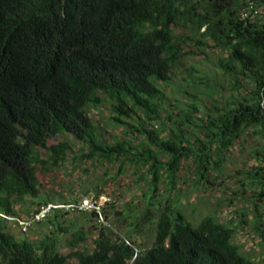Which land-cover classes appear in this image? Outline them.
Masks as SVG:
<instances>
[{"label":"trees","instance_id":"obj_1","mask_svg":"<svg viewBox=\"0 0 264 264\" xmlns=\"http://www.w3.org/2000/svg\"><path fill=\"white\" fill-rule=\"evenodd\" d=\"M189 46L222 51L214 65L230 92L210 106L197 93L209 75L192 63L175 88L185 99L166 94L174 66L195 54ZM107 100L109 122L126 134L105 138L90 116L87 107ZM246 134L261 145L239 182L255 190L227 203L241 197L244 209L227 220L219 201L192 222L180 208L185 173L214 185ZM69 159L138 174L145 208L109 197L104 222L95 209L55 207L28 227H42L37 239L8 232L22 218L13 203L40 194L38 172ZM105 180L86 192L98 197ZM111 212L129 223L114 229ZM248 226L263 253L264 0H0V264H263L238 241ZM147 230L148 246L139 242Z\"/></svg>","mask_w":264,"mask_h":264},{"label":"rangeland","instance_id":"obj_2","mask_svg":"<svg viewBox=\"0 0 264 264\" xmlns=\"http://www.w3.org/2000/svg\"><path fill=\"white\" fill-rule=\"evenodd\" d=\"M188 49L194 50L195 54L186 56L180 63L173 68V80L170 86L166 88V94L168 97H178L185 99L175 88L183 85V77L187 71V67L192 63L196 68L205 72L209 75L208 80L205 83H199L202 87L201 91L197 93L202 97L207 105H211L212 99L226 96L229 94V78L221 70H219L214 62L217 60L220 50L207 49L205 52H200L197 48L189 46ZM210 85H214V89L210 88ZM212 100V101H211ZM175 103V102H174ZM90 116L100 126L105 138H110L113 134L124 135L126 134L123 126H116L109 122L108 116L112 113V107L109 100L97 106L87 107ZM55 142V140H51ZM261 141L251 134H246L242 140L232 148L230 152V158L224 165L221 171H215L217 179L214 180V185H208L206 183H198L196 185L191 182L193 177L190 173H185V182L179 183V189L182 194L188 193L187 196L182 200L180 208L183 210L187 218L192 222H197L206 214L215 212L216 205L221 201L223 204L217 209V212L221 214V217L227 220L231 219L230 210L239 209L245 207L243 198L238 197L234 200V204L229 206L228 198L234 196L233 193L240 189H245L246 194L254 192V186H251L250 180L248 184L243 185L239 182V178L244 176V171H247L255 161L250 158L249 151L258 146ZM76 150L80 148L79 145L75 146ZM71 158V156H70ZM127 167V166H126ZM119 166L116 163L110 162H95L93 165H88V161H79L77 164H72L71 159L65 163L53 167L51 169H41L37 174V184L40 190L38 196H25L20 198L18 201L13 203L15 212L22 218H28L37 208L40 206V200L42 196L49 195L53 198H60L57 202H64L67 199L75 198L74 204L79 203L82 199L91 197L92 193L88 194L86 189H92L93 185L98 182L99 178H106L102 185V194L106 197L115 199L117 208L124 209L126 204L130 203L133 206H137L139 211L145 208L143 199V191L147 185L143 179H137L138 174L131 171L121 173L115 176V172ZM108 172L109 176L105 173ZM175 190L172 191L171 195L175 194ZM104 200L103 198H101ZM101 200V201H102ZM56 203V202H54ZM58 204H70V203H58ZM63 208H66L65 206ZM71 209V208H70ZM111 223L114 229L126 226L128 222H124V219H118L117 216L111 212ZM250 217V215H249ZM121 221V222H120ZM8 232L14 233L17 237L26 235L37 239L40 237V231L42 227L39 224L33 225L31 229L26 233H23L24 229L21 227L19 222L11 218L8 222ZM250 226L238 233V241L242 244L243 251L251 253L254 259H258L264 264V252L258 253L259 244L257 240H253L249 236L248 231ZM245 232V233H243ZM243 233V234H242ZM152 231H145L139 239L144 245H150L152 239ZM65 252L68 249H63ZM74 260H71V264H74Z\"/></svg>","mask_w":264,"mask_h":264},{"label":"built area","instance_id":"obj_3","mask_svg":"<svg viewBox=\"0 0 264 264\" xmlns=\"http://www.w3.org/2000/svg\"><path fill=\"white\" fill-rule=\"evenodd\" d=\"M246 14L247 13H244V15ZM101 198H103L104 200H102ZM107 200H109V197H106L104 194H100L98 197L93 194L91 195V197L84 198L82 199L81 202L76 203V204L74 203L58 204V203L50 202L48 204H41L38 207V209L32 212V214L26 219L24 218H14V219H17L21 227L24 230H26L33 223L38 222L42 220L43 218H45L51 208L65 206L66 208L79 209V210L95 209L99 213V218H100L99 220L104 222V218L102 217V214H101V206Z\"/></svg>","mask_w":264,"mask_h":264}]
</instances>
